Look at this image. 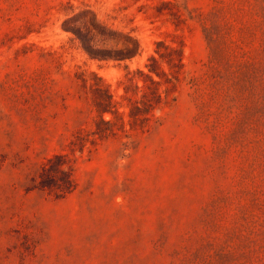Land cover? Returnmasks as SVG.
I'll list each match as a JSON object with an SVG mask.
<instances>
[{"label":"rangeland","instance_id":"374dc122","mask_svg":"<svg viewBox=\"0 0 264 264\" xmlns=\"http://www.w3.org/2000/svg\"><path fill=\"white\" fill-rule=\"evenodd\" d=\"M174 35L194 82L78 148L92 75L120 94ZM60 153L72 188L40 187ZM0 264H264V0H0Z\"/></svg>","mask_w":264,"mask_h":264},{"label":"trees","instance_id":"16d2710c","mask_svg":"<svg viewBox=\"0 0 264 264\" xmlns=\"http://www.w3.org/2000/svg\"><path fill=\"white\" fill-rule=\"evenodd\" d=\"M178 26V23H176ZM82 40L88 37L77 31ZM184 40L176 35L168 43L165 39L154 42L153 52L147 57L143 68L126 71L119 81L122 93H114L110 84L100 75H92L89 82L91 104L96 113L91 138L77 137L76 145L83 147L87 142L95 145L97 140L109 136L149 131L159 122L156 111L163 110L176 100V91L183 80L193 83L184 75ZM139 43L133 39V46L114 54L95 55L98 58L122 60L131 58L138 52ZM87 80L84 79V84ZM110 117L106 118L105 115ZM127 126V127H126ZM75 143V142H74ZM64 154H55L46 159L39 172V186H56L60 190H70L73 186L71 169ZM65 165L69 168H65Z\"/></svg>","mask_w":264,"mask_h":264}]
</instances>
